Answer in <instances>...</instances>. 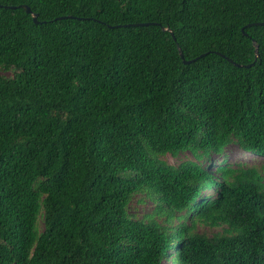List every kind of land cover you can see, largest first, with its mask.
I'll return each instance as SVG.
<instances>
[{
	"label": "trees",
	"instance_id": "16d2710c",
	"mask_svg": "<svg viewBox=\"0 0 264 264\" xmlns=\"http://www.w3.org/2000/svg\"><path fill=\"white\" fill-rule=\"evenodd\" d=\"M230 145L264 157V0H0V264H264Z\"/></svg>",
	"mask_w": 264,
	"mask_h": 264
},
{
	"label": "rangeland",
	"instance_id": "374dc122",
	"mask_svg": "<svg viewBox=\"0 0 264 264\" xmlns=\"http://www.w3.org/2000/svg\"><path fill=\"white\" fill-rule=\"evenodd\" d=\"M226 156H228V161H241L246 162L247 164H256V165H262L264 164V157L259 156H253L247 153H242L236 146L230 145L226 148ZM216 161H220V158L213 157ZM169 161L177 163L178 160L172 161L169 159ZM151 202L146 200L144 203L137 202L136 199H134L130 204V212L135 213L137 216H141L142 214L148 212L151 208ZM200 231L205 232L206 234H213L215 231H218V229H208V228H200Z\"/></svg>",
	"mask_w": 264,
	"mask_h": 264
},
{
	"label": "water",
	"instance_id": "95a60500",
	"mask_svg": "<svg viewBox=\"0 0 264 264\" xmlns=\"http://www.w3.org/2000/svg\"><path fill=\"white\" fill-rule=\"evenodd\" d=\"M20 7H22L23 9H25V11H26L27 13H30L31 16H32L33 21H34V22H37V20H36V14L31 13V11H30V9H29L28 6H26V5H21ZM146 24H148V23H146ZM161 29H162V30H167V28H165V27H161ZM171 35H172V33H171ZM172 37H173V36H172ZM173 39H174V37H173ZM253 45L255 46V51H256V50H257V46L255 45L254 41H253ZM177 50H178V53H179L180 57H182V52H181V50H180L179 47H177ZM255 57H257V53H256V52H255ZM190 61H191V60H190ZM190 61H184V62H185V63H189ZM246 66H249V65H246Z\"/></svg>",
	"mask_w": 264,
	"mask_h": 264
}]
</instances>
